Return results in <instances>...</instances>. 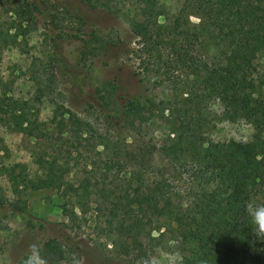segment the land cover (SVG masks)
<instances>
[{
  "label": "trees",
  "instance_id": "obj_1",
  "mask_svg": "<svg viewBox=\"0 0 264 264\" xmlns=\"http://www.w3.org/2000/svg\"><path fill=\"white\" fill-rule=\"evenodd\" d=\"M83 2L93 7L91 0ZM123 2L136 8L129 22L136 48L129 52L137 57V68L164 76L170 84L178 81L169 75L182 72L180 95L187 108L182 121L171 131L168 144H141L135 148L124 140L105 142L101 135H91L87 122L60 106L53 110L47 125L38 122L36 115L31 118L25 103L2 93L0 127L26 137L53 139L50 150L35 158L37 172L33 175L22 165H13L7 171L14 192L19 187L64 188L80 209L86 206L90 195L97 194L108 202L109 224L116 219L119 237L129 240L127 248L136 250L141 248L143 228L152 219L165 221L167 227L163 231L160 232L161 227L155 230L158 238L165 231L172 234L180 256L178 264H264V240L255 238L245 213L249 199L264 203V72L259 70H264V0H180L178 10L171 16L157 0H105L115 5ZM20 12L33 19L43 13L26 1ZM49 18L53 22L56 16L49 13ZM190 18L197 22L192 23ZM16 29L24 35L20 24ZM16 36L0 32V42L7 44V39L9 45H15ZM5 46L0 45V49ZM205 46L215 48L216 55H206ZM207 100L219 103L223 121L241 120L249 125L253 131L250 140L205 141L201 137L200 105ZM121 106L120 121L133 128L140 120L139 102L127 100ZM98 147L101 150L95 151ZM82 152L104 156L98 167L102 168V177L94 183L84 177L72 187L66 179L71 168L79 166L77 157L86 155ZM155 153L166 159L165 168H154L151 160ZM90 162L94 167V161ZM113 167L127 174L122 187L107 175ZM170 168L188 171L197 183L186 192L184 203L173 201L171 181L166 176ZM0 170L6 171L4 167ZM108 180L112 191L104 188ZM98 182L102 184L99 188ZM107 192L116 195L106 197ZM3 207L12 214L24 215L27 224H31L32 218L23 207L0 201V208ZM39 248L47 264H59L67 258V247L56 238L45 240ZM129 262L136 264L135 260ZM17 264H22V260Z\"/></svg>",
  "mask_w": 264,
  "mask_h": 264
},
{
  "label": "rangeland",
  "instance_id": "obj_2",
  "mask_svg": "<svg viewBox=\"0 0 264 264\" xmlns=\"http://www.w3.org/2000/svg\"><path fill=\"white\" fill-rule=\"evenodd\" d=\"M25 1L35 4L43 13L35 19L26 18L20 12ZM91 1L93 7L83 0H0V32L8 36L17 34L15 45H9L7 39V44L0 42L6 45L0 49V94L25 103L31 118L36 115L37 121L46 125L53 110L60 106L87 122L91 135H101L105 142L122 143L124 140L135 148L141 144L156 147L168 144L171 131L182 121L187 109L180 95L182 72L170 74V79L178 81V84H170L165 82L164 76L137 68L138 59L129 52L136 48L135 37L129 31L135 6L127 2L115 5L105 0ZM157 1L168 16L175 14L180 6V0ZM49 13L56 16L53 22ZM190 21L197 22L195 18ZM17 24L23 36L16 29ZM204 51L209 57L217 53L213 47L205 46ZM259 70L264 72L263 68ZM262 97L264 100V82ZM127 100L138 101L141 106L140 120L133 128L120 121L121 105ZM200 110L203 116L201 137L205 141L250 140L251 127L241 120L223 121L217 101H205ZM0 139V167L6 169L0 170V201L23 207L32 218L31 224H27L24 215L12 214L8 207L0 208V264H17L30 244L40 247L49 238H56L67 247V258L59 264H74V261L78 264H130L129 260H135L136 264L179 263L172 234L165 231L158 238L155 230L161 227L160 232L163 231L167 227L165 221L152 219L143 228L139 238L141 248L136 250L132 246L127 248L129 240L119 237L114 224L116 219L109 224L108 202L96 197L97 194L90 195L86 206L80 209L73 195L64 188L22 190L19 187L14 192L7 171L13 165H22L33 175L37 172L35 158L50 150L53 139L26 137L4 127H0ZM100 150V147L95 149ZM82 153L86 155L77 157L79 166L71 168L66 179L72 187L84 177L91 182L100 181L98 178L102 177V168L98 167L104 156ZM72 156L76 157L74 153ZM85 157L90 159L85 160ZM91 160L94 167L90 166ZM151 161L154 168H165L167 164L160 153H155ZM17 172L15 169L14 174ZM107 175L112 176L117 186L125 184L127 174L122 169L113 167ZM166 176L171 181L173 201L184 203L186 192L197 183L182 169L170 168ZM109 181L104 188L112 191L114 188ZM101 185L98 182L97 188ZM108 194L106 197L116 195ZM262 197L264 199V192ZM96 206H101V211Z\"/></svg>",
  "mask_w": 264,
  "mask_h": 264
},
{
  "label": "clouds",
  "instance_id": "obj_3",
  "mask_svg": "<svg viewBox=\"0 0 264 264\" xmlns=\"http://www.w3.org/2000/svg\"><path fill=\"white\" fill-rule=\"evenodd\" d=\"M245 213L251 220L255 238L264 240V203L258 202L256 198L249 199L245 204ZM41 262L47 264L41 255L39 246L35 243L30 244L25 251L22 264H41ZM74 264H78V262L74 261ZM158 264H162V262H158Z\"/></svg>",
  "mask_w": 264,
  "mask_h": 264
}]
</instances>
